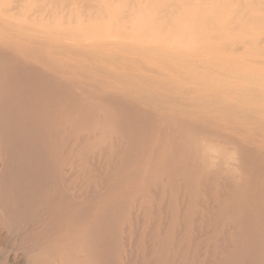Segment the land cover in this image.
I'll list each match as a JSON object with an SVG mask.
<instances>
[{"label": "bare ground", "instance_id": "bare-ground-1", "mask_svg": "<svg viewBox=\"0 0 264 264\" xmlns=\"http://www.w3.org/2000/svg\"><path fill=\"white\" fill-rule=\"evenodd\" d=\"M0 264H264V0H0Z\"/></svg>", "mask_w": 264, "mask_h": 264}]
</instances>
